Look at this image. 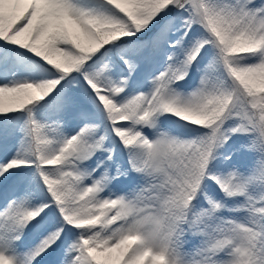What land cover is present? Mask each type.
I'll return each instance as SVG.
<instances>
[{"label": "snow or ice", "instance_id": "6c2138e0", "mask_svg": "<svg viewBox=\"0 0 264 264\" xmlns=\"http://www.w3.org/2000/svg\"><path fill=\"white\" fill-rule=\"evenodd\" d=\"M0 264H264V0H0Z\"/></svg>", "mask_w": 264, "mask_h": 264}]
</instances>
